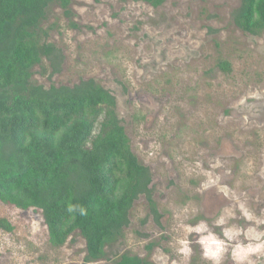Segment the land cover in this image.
<instances>
[{"label": "rangeland", "instance_id": "374dc122", "mask_svg": "<svg viewBox=\"0 0 264 264\" xmlns=\"http://www.w3.org/2000/svg\"><path fill=\"white\" fill-rule=\"evenodd\" d=\"M239 4L72 0L71 19L51 6L44 26L64 60L54 74L35 66L33 79L48 87L93 77L116 96L162 217L140 195L123 236L85 263L79 231L53 246L40 210L0 201L14 225L0 228V264H110L124 252L154 264H264V31L235 25ZM208 236L216 255L206 254Z\"/></svg>", "mask_w": 264, "mask_h": 264}, {"label": "trees", "instance_id": "16d2710c", "mask_svg": "<svg viewBox=\"0 0 264 264\" xmlns=\"http://www.w3.org/2000/svg\"><path fill=\"white\" fill-rule=\"evenodd\" d=\"M142 1L157 7L165 0ZM71 3L0 0V201L40 210L53 246L79 231L86 263L103 258L106 246L123 236L141 194L157 222L161 213L116 96L93 77L48 87L33 79L35 66L51 74L61 70L62 49L48 40L53 25L44 22L54 4L71 19ZM232 18L244 32L262 33L264 0H240ZM71 25L77 27L72 20ZM217 65L231 70L225 59ZM0 228L11 232L14 225L1 216ZM110 264L154 263L124 252Z\"/></svg>", "mask_w": 264, "mask_h": 264}, {"label": "clouds", "instance_id": "9594fccd", "mask_svg": "<svg viewBox=\"0 0 264 264\" xmlns=\"http://www.w3.org/2000/svg\"><path fill=\"white\" fill-rule=\"evenodd\" d=\"M69 210L72 211L73 209L70 207ZM81 214H85V210L84 209H81ZM204 227H205V225L201 224V225H198L194 230L198 231V232L199 231H203ZM190 230H193V229H190ZM202 243L205 245V247L208 250L206 254H208V255H216L217 254V252H213L212 247H211L213 244L217 243V241L214 239V237H211V236L205 237L203 239ZM183 251L187 252L188 249L185 247L183 249Z\"/></svg>", "mask_w": 264, "mask_h": 264}, {"label": "flooded vegetation", "instance_id": "af4514ba", "mask_svg": "<svg viewBox=\"0 0 264 264\" xmlns=\"http://www.w3.org/2000/svg\"><path fill=\"white\" fill-rule=\"evenodd\" d=\"M221 154L222 155H224V156H226V157H231L229 154H224L223 153V149L221 150ZM144 164V163H143ZM146 165V164H145ZM147 166V165H146ZM148 167V166H147ZM149 168V167H148ZM149 172H150V176H151V180H150V182H149V184H148V186H149V188H150V191H151V195H152V197H153V199H154V196H153V194H154V191H153V188H152V183H153V181H154V179H153V176H152V173H151V170H150V168H149ZM215 188H212L211 190H214ZM210 192V191H209ZM141 195H144L145 197H146V195L145 194H141ZM155 200V199H154ZM157 203V202H156ZM157 207H158V205H157ZM214 211H217V206H214L213 208H212ZM159 210V209H158ZM149 212H150V210H149ZM160 212V211H159ZM150 214L152 215V217L153 218H155V216L150 212ZM161 217H162V214H161ZM155 220H156V218H155ZM159 220H160V218H159ZM157 221V220H156Z\"/></svg>", "mask_w": 264, "mask_h": 264}]
</instances>
